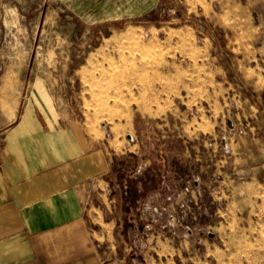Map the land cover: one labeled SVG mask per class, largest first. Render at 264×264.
<instances>
[{
	"label": "rangeland",
	"instance_id": "rangeland-1",
	"mask_svg": "<svg viewBox=\"0 0 264 264\" xmlns=\"http://www.w3.org/2000/svg\"><path fill=\"white\" fill-rule=\"evenodd\" d=\"M116 1L0 0V124L33 86L117 149L122 137L111 168L130 263L264 264V0H158L140 16ZM160 216L176 247L146 228Z\"/></svg>",
	"mask_w": 264,
	"mask_h": 264
},
{
	"label": "crops",
	"instance_id": "crops-1",
	"mask_svg": "<svg viewBox=\"0 0 264 264\" xmlns=\"http://www.w3.org/2000/svg\"><path fill=\"white\" fill-rule=\"evenodd\" d=\"M116 2L125 14L140 16L158 0ZM98 131L63 118L33 86L19 104L17 98L11 119L0 124V264H132L129 237L116 231L118 184L111 168L126 144L118 136L117 149L111 129ZM190 193L194 219L200 209ZM208 196L204 204L216 219L205 222L216 226L222 211ZM144 199H137L138 210L150 201ZM166 221L171 225L162 228ZM174 221L160 216L146 228H153L155 241L176 247Z\"/></svg>",
	"mask_w": 264,
	"mask_h": 264
},
{
	"label": "built area",
	"instance_id": "built-area-1",
	"mask_svg": "<svg viewBox=\"0 0 264 264\" xmlns=\"http://www.w3.org/2000/svg\"><path fill=\"white\" fill-rule=\"evenodd\" d=\"M224 147H225V144H224ZM141 169H142V167H141V168H138V169L136 170V172H137V173H140V172H141ZM198 182H199V181H198L197 178H193V180H192V185H190V186H186L185 189H184L185 192H186V193H190L191 191L198 189V187L196 188V186L199 185ZM194 183H196V186H195V187H194ZM185 199H186V198H185ZM186 200H187V199H186ZM188 204H189V202L184 201V203H182V204L180 205V208H185V206H188ZM156 211H157V210H156ZM170 217H171L172 219L174 218L173 215H170Z\"/></svg>",
	"mask_w": 264,
	"mask_h": 264
}]
</instances>
